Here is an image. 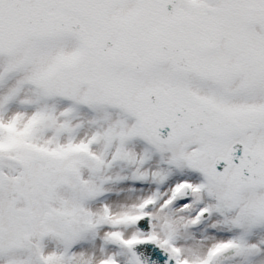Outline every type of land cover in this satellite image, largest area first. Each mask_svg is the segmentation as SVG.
<instances>
[{
  "label": "snow or ice",
  "instance_id": "6c2138e0",
  "mask_svg": "<svg viewBox=\"0 0 264 264\" xmlns=\"http://www.w3.org/2000/svg\"><path fill=\"white\" fill-rule=\"evenodd\" d=\"M0 264H264V0H0Z\"/></svg>",
  "mask_w": 264,
  "mask_h": 264
}]
</instances>
